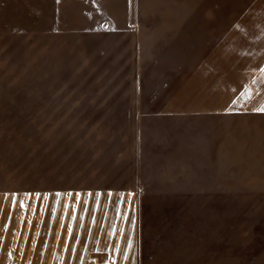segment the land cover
<instances>
[{"label": "crops", "instance_id": "0c3cea01", "mask_svg": "<svg viewBox=\"0 0 264 264\" xmlns=\"http://www.w3.org/2000/svg\"><path fill=\"white\" fill-rule=\"evenodd\" d=\"M0 34L204 50L140 116V177L0 189V264H140L139 203L264 204V0H0Z\"/></svg>", "mask_w": 264, "mask_h": 264}, {"label": "rangeland", "instance_id": "374dc122", "mask_svg": "<svg viewBox=\"0 0 264 264\" xmlns=\"http://www.w3.org/2000/svg\"><path fill=\"white\" fill-rule=\"evenodd\" d=\"M2 34L0 189L100 185L136 170L140 177L141 153L127 154L140 150V116L155 111L204 55L171 56L173 44L77 36L39 44ZM137 209L140 264H264V204L143 202ZM203 211L208 219H200Z\"/></svg>", "mask_w": 264, "mask_h": 264}, {"label": "snow or ice", "instance_id": "6c2138e0", "mask_svg": "<svg viewBox=\"0 0 264 264\" xmlns=\"http://www.w3.org/2000/svg\"><path fill=\"white\" fill-rule=\"evenodd\" d=\"M261 111H264V109H260Z\"/></svg>", "mask_w": 264, "mask_h": 264}]
</instances>
